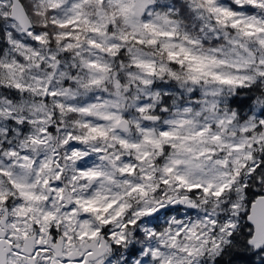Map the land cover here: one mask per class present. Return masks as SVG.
<instances>
[{
  "label": "snow or ice",
  "instance_id": "1",
  "mask_svg": "<svg viewBox=\"0 0 264 264\" xmlns=\"http://www.w3.org/2000/svg\"><path fill=\"white\" fill-rule=\"evenodd\" d=\"M0 264H264V0H0Z\"/></svg>",
  "mask_w": 264,
  "mask_h": 264
}]
</instances>
